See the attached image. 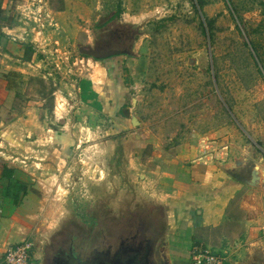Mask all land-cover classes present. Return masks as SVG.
<instances>
[{
    "label": "rangeland",
    "instance_id": "rangeland-1",
    "mask_svg": "<svg viewBox=\"0 0 264 264\" xmlns=\"http://www.w3.org/2000/svg\"><path fill=\"white\" fill-rule=\"evenodd\" d=\"M0 11V28L18 26L11 39L34 60L0 71L15 93L0 105V156L21 209L0 260L26 240L40 264L39 244L74 229L93 238L81 228L95 216L114 230L142 216L166 231L164 208L142 189L144 146L217 142L228 156L215 161L264 204V0H0ZM116 48L127 53L80 51ZM11 57L8 68L22 67Z\"/></svg>",
    "mask_w": 264,
    "mask_h": 264
},
{
    "label": "crops",
    "instance_id": "crops-1",
    "mask_svg": "<svg viewBox=\"0 0 264 264\" xmlns=\"http://www.w3.org/2000/svg\"><path fill=\"white\" fill-rule=\"evenodd\" d=\"M18 29V26L0 28L2 72L5 68L8 69L5 73H23L25 64L34 61L32 57L26 58L28 45H19L16 38L11 39ZM11 56L23 62L22 67L8 68L7 58ZM8 85L7 79L0 80V105L6 109L12 107L15 99V93ZM103 97L98 92L97 98L104 110L107 107ZM112 100L110 108L118 107L120 102L116 103L118 106L115 104V96ZM218 145L205 138L198 143H182L168 151L159 146L153 151L147 146L139 148L136 159L142 167L139 175L142 189L165 210L164 253L168 264H191V254L196 247L225 256L227 264H264L263 201L259 200L257 192L244 189L235 179L230 163L222 165L215 161L218 157L225 160L228 156ZM8 169L0 156V220L3 221L0 223V241L7 239L2 231L18 227L21 216V209L15 208L14 201L8 198L7 188L11 181L7 178ZM15 178L13 174L12 180ZM18 241L20 239L16 237L12 243ZM41 245L36 249L37 259L40 264H51V256H43Z\"/></svg>",
    "mask_w": 264,
    "mask_h": 264
},
{
    "label": "flooded vegetation",
    "instance_id": "flooded-vegetation-1",
    "mask_svg": "<svg viewBox=\"0 0 264 264\" xmlns=\"http://www.w3.org/2000/svg\"><path fill=\"white\" fill-rule=\"evenodd\" d=\"M116 50L124 52L118 48ZM119 55L121 54L112 57ZM112 57L100 60H108ZM154 205H151L153 208L147 205L145 208H149V211L155 214L156 207H159ZM104 217V215L95 216L94 220L81 228L90 234L96 231V236L93 238L87 236L84 231L81 232L84 233L82 236L75 229V231L70 230V235L67 236L63 233L64 227L60 228L56 235L62 233L64 236L59 238L54 235L45 242L42 246L43 256H51V264H152L150 256L156 261L164 258V243L160 248L158 246L165 234L163 227L159 230L152 220L148 219L145 223L141 222V219H144L142 216H135L132 218L133 222L128 218L124 227L120 226L114 230L104 222ZM117 218L120 220L119 217ZM165 262L163 259L162 264H166Z\"/></svg>",
    "mask_w": 264,
    "mask_h": 264
},
{
    "label": "built area",
    "instance_id": "built-area-1",
    "mask_svg": "<svg viewBox=\"0 0 264 264\" xmlns=\"http://www.w3.org/2000/svg\"><path fill=\"white\" fill-rule=\"evenodd\" d=\"M32 249L33 244L26 240L9 247L0 260V264H32ZM191 264H227V258L206 248L196 247L191 254Z\"/></svg>",
    "mask_w": 264,
    "mask_h": 264
},
{
    "label": "water",
    "instance_id": "water-1",
    "mask_svg": "<svg viewBox=\"0 0 264 264\" xmlns=\"http://www.w3.org/2000/svg\"><path fill=\"white\" fill-rule=\"evenodd\" d=\"M82 53L84 54H87V55H90L92 56L93 58L97 59V60H100V59H106V58H109V57H112V56H115V55H118L120 53H124L126 54L127 52H119L117 50H108V51H103V52H95L93 50H86V49H81L80 50ZM154 246V244H153ZM153 256H150V262H152V264H162V260L161 261H156L153 257V259L151 260ZM165 261H166V258L164 256L163 258ZM166 264H168V262L166 261L165 262Z\"/></svg>",
    "mask_w": 264,
    "mask_h": 264
},
{
    "label": "trees",
    "instance_id": "trees-1",
    "mask_svg": "<svg viewBox=\"0 0 264 264\" xmlns=\"http://www.w3.org/2000/svg\"><path fill=\"white\" fill-rule=\"evenodd\" d=\"M1 14H2V11H0V17H1ZM213 25V20H211V21H209V27H211ZM31 56H30V53L29 52H27V50H26V58H30ZM6 172H7V178L9 179V180H12V177H13V170H11V169H8V170H6ZM5 175V174H4Z\"/></svg>",
    "mask_w": 264,
    "mask_h": 264
}]
</instances>
